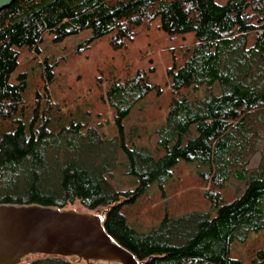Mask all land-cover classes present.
Returning <instances> with one entry per match:
<instances>
[{"label": "trees", "instance_id": "trees-1", "mask_svg": "<svg viewBox=\"0 0 264 264\" xmlns=\"http://www.w3.org/2000/svg\"><path fill=\"white\" fill-rule=\"evenodd\" d=\"M152 24L182 43L169 52L164 87L151 80L153 69L130 66L99 78L115 123L111 136L54 103L48 86L26 100L27 73L11 81L20 49L40 52L47 34L61 42L91 29L87 43L111 34V47L123 50ZM42 73L53 80L47 60ZM199 89L203 96L190 92ZM164 92L153 151L128 138L125 122ZM7 121L0 203L106 208L105 231L141 264H264V247L249 262L235 256L250 234L264 231V0H15L0 11V124ZM257 153L260 162L250 168ZM120 154L132 189L112 184ZM182 164L195 167L208 208L174 216L168 207L148 231L138 230L128 213L152 189L165 196ZM232 179L245 186L229 197ZM23 264L74 263L36 255Z\"/></svg>", "mask_w": 264, "mask_h": 264}, {"label": "rangeland", "instance_id": "rangeland-1", "mask_svg": "<svg viewBox=\"0 0 264 264\" xmlns=\"http://www.w3.org/2000/svg\"><path fill=\"white\" fill-rule=\"evenodd\" d=\"M92 36L91 29H85L78 34L67 37L61 42H54L53 36L47 34L40 46V52L30 51L27 47L20 49L19 65L12 74L11 81L16 82L19 74L27 73V86L24 97L34 101L38 92L44 93L45 87L54 103L62 109H71L79 119H87L91 126L102 125V131L111 136L115 131V123L105 96V85H98L99 78H107L112 72L121 73L127 69H145L150 73L151 80L160 83L162 87L167 81L166 66L169 52L182 43L180 38H171L161 32L157 24L142 27L137 37L123 50H114L110 45L111 34L87 43ZM54 66V76L51 82L43 76L45 61ZM192 95L203 96L204 91L191 90ZM166 94L156 98L151 96L137 106L125 122L126 134L138 146L156 149L157 131L164 124L166 113ZM12 127L10 121L0 124V136ZM261 153L251 158L250 168L258 166ZM126 159L119 156V165L114 171L112 184L116 189L127 190L135 186L134 177L127 175ZM195 167L180 165L176 176L165 186L166 195L157 188L144 196L137 207L130 211V222L140 231H148L150 226L157 224L162 213L169 207L172 215L194 209H206L203 201L204 184L197 179ZM244 183L230 180L226 186V195H239L244 189ZM67 209L78 213H92L96 217L105 215L106 208L89 212L79 202ZM164 209V210H163ZM264 247V231L252 233L244 244L237 247L235 256L249 262L253 250ZM234 255V254H233ZM36 255H28L20 263L23 264ZM99 261V260H98ZM110 260H100L98 264L109 263Z\"/></svg>", "mask_w": 264, "mask_h": 264}, {"label": "water", "instance_id": "water-1", "mask_svg": "<svg viewBox=\"0 0 264 264\" xmlns=\"http://www.w3.org/2000/svg\"><path fill=\"white\" fill-rule=\"evenodd\" d=\"M15 0H0V11ZM104 216L38 204L0 203V264H17L28 255L110 260L141 264L104 229ZM80 259V260H78Z\"/></svg>", "mask_w": 264, "mask_h": 264}, {"label": "flooded vegetation", "instance_id": "flooded-vegetation-1", "mask_svg": "<svg viewBox=\"0 0 264 264\" xmlns=\"http://www.w3.org/2000/svg\"><path fill=\"white\" fill-rule=\"evenodd\" d=\"M80 260V259H78ZM81 262H84L85 264H98V262H100V260H89V261H86V260H81ZM102 264H122L121 262H117V261H110L109 263H102Z\"/></svg>", "mask_w": 264, "mask_h": 264}]
</instances>
